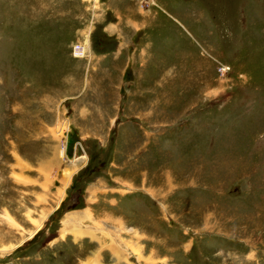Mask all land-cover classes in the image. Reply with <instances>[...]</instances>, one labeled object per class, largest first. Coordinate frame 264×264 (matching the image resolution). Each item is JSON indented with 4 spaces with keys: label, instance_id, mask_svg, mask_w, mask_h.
<instances>
[{
    "label": "rangeland",
    "instance_id": "1",
    "mask_svg": "<svg viewBox=\"0 0 264 264\" xmlns=\"http://www.w3.org/2000/svg\"><path fill=\"white\" fill-rule=\"evenodd\" d=\"M0 264H264V0H0Z\"/></svg>",
    "mask_w": 264,
    "mask_h": 264
},
{
    "label": "built area",
    "instance_id": "2",
    "mask_svg": "<svg viewBox=\"0 0 264 264\" xmlns=\"http://www.w3.org/2000/svg\"><path fill=\"white\" fill-rule=\"evenodd\" d=\"M84 46L82 43H76L73 45L72 47V54L74 56H77V57H82L84 56L86 53L84 52Z\"/></svg>",
    "mask_w": 264,
    "mask_h": 264
},
{
    "label": "bare ground",
    "instance_id": "3",
    "mask_svg": "<svg viewBox=\"0 0 264 264\" xmlns=\"http://www.w3.org/2000/svg\"><path fill=\"white\" fill-rule=\"evenodd\" d=\"M83 46H84V45H83ZM83 49H84V52H85V53H88V50L85 48V46H84Z\"/></svg>",
    "mask_w": 264,
    "mask_h": 264
}]
</instances>
